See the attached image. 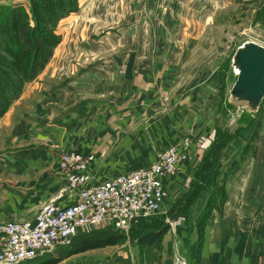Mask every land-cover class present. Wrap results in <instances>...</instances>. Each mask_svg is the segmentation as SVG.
Masks as SVG:
<instances>
[{"label":"crops","instance_id":"1","mask_svg":"<svg viewBox=\"0 0 264 264\" xmlns=\"http://www.w3.org/2000/svg\"><path fill=\"white\" fill-rule=\"evenodd\" d=\"M106 1L80 0L81 8L86 7L89 13L80 17L81 21L97 24L103 17L93 15L92 9ZM230 1L131 0V5H140L141 12L126 11L117 17L123 22L131 19L121 33L123 44L116 47L111 42L114 33H107V46L60 51L59 66L49 74L51 82L44 84V91L37 81L31 83L29 98L44 93V101L14 123V112L28 98L23 93L0 119V132L12 142L46 140L64 149L74 139L81 143L80 138L93 139L90 148L81 150L96 155L90 170L94 182L151 166L161 150L171 145L181 147L189 140L188 161L166 183L163 209L168 208L181 193L185 196L190 191L198 167L215 141L213 115L225 111L198 103V98L212 95L208 94L212 85L199 90L192 79L196 75L183 74L181 69L193 63L194 59L186 57L188 50L202 44L192 40L193 34L202 37L209 29L210 17H217L232 4ZM119 3L128 4L127 0ZM145 3L152 4V18H145ZM136 20L140 23L134 24ZM91 30L97 34L94 26ZM152 32L160 39L150 41ZM72 56L78 60L71 66L68 61ZM90 62L97 65L86 71ZM65 78L69 80L63 82ZM254 151L241 155V165L220 172L216 183L224 170L229 174L222 183L224 201L211 205L201 229L197 230V223L212 190L189 206L187 220L159 233L151 243L128 236L123 242L93 248L84 257L77 253L79 260L74 262L174 264L176 255L182 253L189 264H264V146L258 143ZM37 152L16 154L12 150L2 155L0 174L8 177L0 183V218L4 221H33L45 199L65 185L62 175H55L33 156Z\"/></svg>","mask_w":264,"mask_h":264},{"label":"rangeland","instance_id":"2","mask_svg":"<svg viewBox=\"0 0 264 264\" xmlns=\"http://www.w3.org/2000/svg\"><path fill=\"white\" fill-rule=\"evenodd\" d=\"M68 1L73 3L72 1L75 0H0V14H4V21L10 14L11 18L15 16L14 18L19 22L17 26L21 33H27L31 47H36L37 49L41 48V51H44L37 59H35L33 69L37 72L36 78L32 81L26 82L22 88V92H26L28 98L21 106L17 107V110L14 112V123L20 118H26V115L32 106H35L36 104L38 106L44 101V93H41L40 97H34L33 99L29 98L30 90L32 89L31 83L37 81L36 83L40 84L41 90L44 91V84L51 82L49 74L53 72V69L56 66H59V59L57 56L60 51H72L76 46H78L79 49H88L91 47L101 48L107 46L104 39V36L107 33H114V38L111 42H114L116 47L120 46L124 42L121 34L122 30L130 25L131 22L129 21L131 19H128L127 17V20L123 22L121 20L117 21V17L121 14H126V11H128L129 14L132 12H141L140 5H131V0H127L128 4H125L126 6H121L119 3L120 0H107L105 4H101L100 6L95 7V9H92L93 15L97 14V16H102L103 19L97 20V24H95V21L93 20V24H90V20L83 22L80 19V17H87L89 14L86 7L81 8L79 4L80 0H78L77 7L74 10L77 14H72L74 12L70 13L68 6H71V4H69ZM230 4L231 5L227 9L225 8V10L219 12L217 17H210L209 29L202 37L201 34H193L192 40L202 44L195 50H188L186 57L194 59L193 63L192 65L185 66L181 69L183 74L192 73L196 75V77L192 79H196V87L199 88V90L205 85H212L210 87L211 91L208 92V94L212 95L198 98V103L202 104L204 107H213L215 110H219L220 107L225 110L226 98L231 88L230 64L237 46L249 38L264 45V0H231ZM16 9L19 10L17 14L11 12V10ZM142 9L145 13V18H152V4L145 3L143 4ZM62 14L64 17L58 20ZM104 15H107L108 17H104ZM3 19H1L3 26L0 28H3L6 32H12L14 28H11V25L8 27L5 26ZM137 22L140 23V21L137 20L133 21L134 24ZM149 23L151 25L150 29H153L154 27L151 24V21ZM91 26H94V32L97 34H93ZM97 26L98 30L96 29ZM44 30V33H40ZM1 31L2 29H0V56L6 61L13 63L15 67H23L24 65L16 62L12 59L13 57L11 54L8 53L10 48L7 44H4ZM43 35L47 39L45 42L43 40ZM56 39L59 40V42L56 47L53 48L54 40ZM150 39V41L159 40L160 37L153 36L152 32ZM49 54L50 57L48 58ZM76 60H78L77 57L72 56L69 59L68 64L72 66L76 63ZM96 65L97 63L90 62L89 68L86 69V71L92 69V67ZM0 68L3 69L1 66ZM9 72L14 78L13 80H17L18 76L15 75L14 72ZM19 72H21L20 69ZM121 73L122 71L120 74ZM20 80L21 79H19V81ZM68 80L69 79L65 78L63 82ZM91 80L92 79H90V82H92ZM61 82L62 81L57 80V83ZM14 102L9 106V110ZM213 117L215 120L214 144L218 143L216 145L218 151L215 150L218 153L212 154L211 156L209 155L208 158L204 157L205 159L203 158L201 161L198 167L199 169L201 168V178L197 181L198 185L194 186L192 195H190L187 200V198L183 197V194L181 193L173 203H169L168 208L163 209L162 212L153 217L152 220L143 223L141 222L140 225L138 224V227H136V225L132 231L125 235L131 237V239H135L140 236L141 232H146L147 230L155 231L157 228L163 229L165 227L171 229V226L175 225L177 222L188 219L189 205L196 202L199 197L201 198L207 190H212L213 194H216V199L220 200L223 195L222 183H224L225 178L229 175L227 172L228 170H224L220 182L216 183V179L220 172L223 171V169H229L231 167L236 168L238 165H241V155L248 151L255 153L254 150L257 148L258 143H261V145L264 146V103L261 111L255 116V120L250 127L245 121L234 120L227 111L222 112L221 115H218L217 111H215ZM80 139H82L83 143L76 142L74 139L72 144H68L66 149H64L61 147L58 148V146L46 140L33 142L30 139H21L17 142H12L8 140L3 132H0V161H3L2 155L10 153L12 150L15 151L16 154L19 153V151L38 150V155L34 154L33 156L37 157L42 165L47 164V168L50 167L55 175L63 176L59 170V161L62 155L75 151L88 154L93 153L92 151L86 152V150H81L83 148H90L93 144V139H90L89 141H86V139L83 138ZM215 157L217 158L215 159ZM223 158L225 159L223 160ZM213 159H215L214 162H212ZM0 164L2 163L0 162ZM4 164L3 166H5ZM45 172L50 173L48 170ZM7 178V176L0 174V183L5 182ZM105 180L107 179H95L96 182L94 183H99ZM11 182H13V178L10 179L9 183ZM60 183L61 182H59V187ZM190 189H192V185ZM51 198L45 199L42 206L44 207L45 203ZM12 222L20 221L16 219L4 221L0 218V227L12 224ZM201 223L202 217L197 223V230L201 229ZM120 234L122 233L113 230L110 226L106 228H85L72 239L69 245L57 247L45 257L37 259L29 264H76L74 259L79 258L77 253L82 254L80 256L84 257L87 252L93 250V248L105 247L109 244L118 243L116 238L120 237ZM3 239V234L0 232V243ZM124 240L121 241L123 242ZM83 261L86 262L88 260L86 258L83 259Z\"/></svg>","mask_w":264,"mask_h":264},{"label":"built area","instance_id":"3","mask_svg":"<svg viewBox=\"0 0 264 264\" xmlns=\"http://www.w3.org/2000/svg\"><path fill=\"white\" fill-rule=\"evenodd\" d=\"M190 141L160 151L155 163L94 183L91 166L96 155L80 151L62 155L59 170L65 185L33 221L0 227V264H25L67 246L85 228L112 227L127 234L143 219L164 208L167 181L189 159ZM174 264H189L177 254Z\"/></svg>","mask_w":264,"mask_h":264},{"label":"trees","instance_id":"4","mask_svg":"<svg viewBox=\"0 0 264 264\" xmlns=\"http://www.w3.org/2000/svg\"><path fill=\"white\" fill-rule=\"evenodd\" d=\"M73 3H71V1H68L69 4H71V6H68V9L71 12H75L74 10L77 7V3L78 0L72 1ZM19 10H11V12H14L15 14L18 13ZM5 16L3 13L0 14V27H2L3 23L1 22V19H3ZM15 16H13L11 18V14L8 15L5 18V21L3 19L4 25L5 26H9L11 25V28H14V30L12 32L4 30L3 28L1 31V36L3 39L4 44H7V46H9V52L11 54V56L13 57L12 59H14L16 62L24 65L23 67H15L13 63H10L9 61H6L4 58H2L0 56V66L3 68H0V118L2 116H4L8 110H9V106L11 105L12 102H14L15 100H17L21 95H22V88L25 85L26 82L28 81H32L36 78V70L33 69L34 63H35V59H37L40 54L44 51H41L40 49L32 48L31 44L29 43V39H28V35L27 33H21L20 29L18 28V20L16 18H14ZM18 17V16H17ZM64 17V15L62 14L58 20L62 19ZM57 20V21H58ZM38 32V31H37ZM36 32V34H37ZM44 31L40 32V33H44ZM44 37V42L47 41L46 37L43 35ZM59 40H54V45L53 48L56 47V45L58 44ZM50 57V54L48 55V58ZM31 66V67H30ZM19 69L21 70V72H19ZM14 72L15 75L18 76L17 80H13L14 78L11 76L10 72ZM19 79H21L19 81ZM22 87H21V85ZM19 85V87H18ZM3 87V88H1ZM7 87V88H5ZM252 124V123H251ZM251 124H249L248 126L250 127ZM218 143L214 144L208 151V153L205 155V158H208L209 155L211 156L212 154H216L218 152H216L215 150H217L216 145ZM216 148V149H215ZM218 151V150H217ZM204 158V159H205ZM217 157H215L216 159ZM212 160V162H214V160ZM201 168L198 170V172L196 173V177H195V181H193L192 185V189H190V191L188 192L187 195L183 196L185 198H187V200L189 199V196L192 195L193 190H194V186H197L198 183V179L201 178V174H200ZM200 196V195H199ZM216 194H213V196L210 198V201L207 205V207L205 208V211L202 213L201 217H202V223H201V227L203 226L205 219H206V215L208 214V210L211 207V205H214V203H216V205H218L219 203H223V195L221 197L220 200L216 199ZM198 198V197H197ZM196 198V199H197ZM195 203V202H193ZM192 203V204H193ZM191 205V204H190ZM189 205V206H190ZM221 206V205H219ZM153 218V217H152ZM152 218L149 219H143L141 220V222H148L150 220H152ZM141 222H139L138 224L140 225ZM136 224L132 227V229L130 231H132L135 226L138 227L139 225ZM112 228V227H111ZM113 230H115L114 228H112ZM168 227H165L163 229H158L157 230H147L146 232H141L140 236L136 237L139 239V241H143L145 243H151L152 241H154L157 237V235L159 233H162L166 230H168ZM117 231V230H115ZM119 232V231H117ZM121 233V232H119ZM121 236L116 238L117 241H121L124 240L126 237H128V235L125 234H120ZM80 251V250H78ZM77 251V252H78ZM85 251V250H82ZM33 261H30L29 263H31ZM29 263H25V264H29Z\"/></svg>","mask_w":264,"mask_h":264},{"label":"water","instance_id":"5","mask_svg":"<svg viewBox=\"0 0 264 264\" xmlns=\"http://www.w3.org/2000/svg\"><path fill=\"white\" fill-rule=\"evenodd\" d=\"M230 64L225 111L251 124L264 103V45L249 38L237 46Z\"/></svg>","mask_w":264,"mask_h":264}]
</instances>
